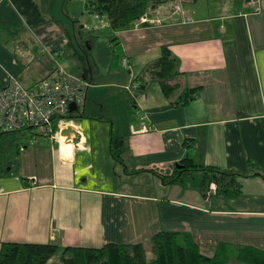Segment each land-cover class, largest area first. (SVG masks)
I'll return each instance as SVG.
<instances>
[{
  "label": "crops",
  "instance_id": "0c3cea01",
  "mask_svg": "<svg viewBox=\"0 0 264 264\" xmlns=\"http://www.w3.org/2000/svg\"><path fill=\"white\" fill-rule=\"evenodd\" d=\"M78 1L90 15L87 0ZM68 2L76 1L0 0V89L13 78L27 88L41 81L42 50L57 64L45 77L62 69L91 84L72 128L82 142L28 140L0 176V251L4 243L54 244L60 257L66 248L147 244L163 231L190 234L209 258L222 243L264 251V0L258 9L250 0L161 6L148 15L161 25L105 33L101 52L80 36ZM98 19L94 31L105 32ZM66 47L74 64L64 67ZM163 57L179 71L169 96L157 76ZM134 82L144 87L128 89ZM191 89L199 92L185 103ZM113 136L125 140L119 162ZM185 160L245 174L242 194L229 200L211 187L206 200L198 188L164 184L161 176Z\"/></svg>",
  "mask_w": 264,
  "mask_h": 264
},
{
  "label": "trees",
  "instance_id": "16d2710c",
  "mask_svg": "<svg viewBox=\"0 0 264 264\" xmlns=\"http://www.w3.org/2000/svg\"><path fill=\"white\" fill-rule=\"evenodd\" d=\"M86 2L88 13L96 18L106 19L105 27L108 26L105 32L89 35L88 44L91 47L105 33L115 35L128 30L142 20V17L148 16L154 9L165 4L164 0H87ZM196 2L199 0H194V3ZM144 25L148 27L147 24ZM117 41L115 37L112 43ZM175 62L174 59L163 57L156 64L159 67L157 76L160 86L166 96L173 94L180 87L176 80L179 71ZM143 87L140 86L139 90ZM184 91L182 100L185 103L191 102L199 92L198 89ZM34 134L35 132L30 129L10 133L0 131V176L7 175V170L15 163L12 159L23 150L25 142L31 140ZM110 140L112 157L119 162L126 149L125 140L114 136ZM173 172L172 176H161L164 184L178 185L183 189L198 188L206 200L212 196L210 195L211 187L214 186L212 183L216 185L214 192L216 195L220 194L229 200L238 198L242 194L239 180L247 177L242 173L194 165L189 160L178 164ZM150 243L152 244L150 251L154 254L151 260L146 258L147 250L141 242L130 245L107 244L102 248H66L55 264H264V251L249 246H230L225 243H222L215 255L209 258L203 255L188 233L163 231L155 235ZM1 248L0 264H49L60 250L54 244L17 242L4 243Z\"/></svg>",
  "mask_w": 264,
  "mask_h": 264
},
{
  "label": "built area",
  "instance_id": "2783aa9c",
  "mask_svg": "<svg viewBox=\"0 0 264 264\" xmlns=\"http://www.w3.org/2000/svg\"><path fill=\"white\" fill-rule=\"evenodd\" d=\"M250 2L258 9L259 0ZM181 10V5H177L174 11ZM143 23L148 26L161 25L163 20L144 16L134 25ZM123 66L128 69L126 60ZM90 86L81 75H73L62 69L54 71L31 88L13 78L6 88L0 89V131L10 133L30 129L35 132L30 140L32 145H38L45 138L57 143L65 130L74 128L75 118L84 112ZM138 88L139 84L135 82L128 87L132 91ZM144 129L147 130V127Z\"/></svg>",
  "mask_w": 264,
  "mask_h": 264
},
{
  "label": "rangeland",
  "instance_id": "374dc122",
  "mask_svg": "<svg viewBox=\"0 0 264 264\" xmlns=\"http://www.w3.org/2000/svg\"><path fill=\"white\" fill-rule=\"evenodd\" d=\"M75 1L76 2H73L72 5H70L69 2H68L67 3L68 6H67V8L65 7L64 10H65L67 16H70L72 18H74L76 16V19L79 20V21L78 20H76V21L80 22L79 24H76L77 30L79 31V29H80L81 30L80 31V36L82 38L86 39L89 35H95L98 32V31H94L93 26L101 25L102 22L98 18L96 19L94 16H90V15H87V14H85V16H84L83 14H84L85 11H84L83 4H80V1H78V0H75ZM159 1H161V0H159ZM188 1H190L191 3H194V0H164V3H165L164 5L165 6H163L160 9L161 10L160 12L162 13L165 10L166 11H171V10L174 11L176 9L177 5H181V7L183 8V3H188ZM59 13H60V15L62 14V16H63L62 17V21L65 20L64 23L67 24V25L71 24L70 28L73 29V27H72L73 24L69 21L68 17L65 15V13H64V11L62 9V6H60ZM83 18H85V19H83ZM140 21H138L137 23H139ZM86 23H88V26L91 27V31L87 30L89 33L84 32V30L82 29L83 28L82 26L84 24H86ZM74 25H75V23H74ZM106 27L108 28V26H106ZM73 39H74V37H73ZM99 45H100V43L98 41V44H97V48L98 49H99ZM83 48H86L85 47V42H84ZM63 51H65L67 53L64 54L63 58H59V60L61 59L60 62H62V64H64V67L68 66L69 64H71V65L74 64L73 59L69 56L70 54L73 53V50H70L69 48L66 47V49L63 48ZM99 51L101 52V49H99ZM54 61L55 60L51 57L50 54L44 52L43 50L41 51V55L39 56L38 60L36 61L41 66L40 67V71L42 70V72L39 73V75L41 76V79L45 78V73H47L46 71L51 70V72H52L53 69L56 68L57 64L54 63ZM39 65H36L35 68H37ZM65 69L67 71H69V72L73 71L72 69L71 70L68 69V68H65ZM39 144H40V142H39ZM195 175H197V174H195ZM193 176H194V173H193ZM212 184L214 185L212 187L215 190L216 185H215V183H212ZM214 192L212 191V193H214ZM151 246H152V244L150 242L147 243V244L144 243V248L147 250L146 251L147 257L146 258L149 259V260L153 259V256H154V254L151 253V251H150ZM59 258H60L59 254L57 253L54 256L53 260L50 261V264H53V263L59 261Z\"/></svg>",
  "mask_w": 264,
  "mask_h": 264
},
{
  "label": "water",
  "instance_id": "95a60500",
  "mask_svg": "<svg viewBox=\"0 0 264 264\" xmlns=\"http://www.w3.org/2000/svg\"><path fill=\"white\" fill-rule=\"evenodd\" d=\"M83 78L86 80L85 76ZM90 83V82H89ZM73 110H76L75 106H72ZM64 136H67L68 140L73 142L76 146L79 145L82 141V135L78 133L76 130L70 129V130H65L63 132Z\"/></svg>",
  "mask_w": 264,
  "mask_h": 264
}]
</instances>
